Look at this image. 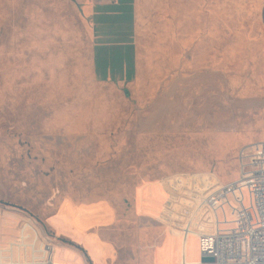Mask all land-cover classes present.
Here are the masks:
<instances>
[{
	"label": "rangeland",
	"instance_id": "374dc122",
	"mask_svg": "<svg viewBox=\"0 0 264 264\" xmlns=\"http://www.w3.org/2000/svg\"><path fill=\"white\" fill-rule=\"evenodd\" d=\"M126 1L110 15L122 32ZM93 2L0 0V212L24 214L29 248L53 264L57 251L208 264L205 198L264 140V0H185L184 51L168 42L165 3L141 0L134 52L101 48Z\"/></svg>",
	"mask_w": 264,
	"mask_h": 264
},
{
	"label": "built area",
	"instance_id": "2783aa9c",
	"mask_svg": "<svg viewBox=\"0 0 264 264\" xmlns=\"http://www.w3.org/2000/svg\"><path fill=\"white\" fill-rule=\"evenodd\" d=\"M238 165V177L217 185L205 198L204 203L211 210L213 218L211 229L202 231L198 237L202 262L264 264V140L241 147ZM247 199L249 205L246 204ZM220 211L224 214V220L220 217ZM230 218L234 219L235 225L222 227L224 224H232ZM28 222L33 226L36 223L35 219H28ZM37 239L38 245V236ZM29 247L28 244L24 247L28 251L23 260L7 255L2 257V264H53L49 258L40 260L38 254L41 255V251Z\"/></svg>",
	"mask_w": 264,
	"mask_h": 264
},
{
	"label": "crops",
	"instance_id": "0c3cea01",
	"mask_svg": "<svg viewBox=\"0 0 264 264\" xmlns=\"http://www.w3.org/2000/svg\"><path fill=\"white\" fill-rule=\"evenodd\" d=\"M119 2L120 0H94L92 4L91 12L93 14V21L96 22L95 26L98 29L97 35L99 44L101 45V48L105 50H109L114 46H119L120 48H128L133 52L138 51L140 47L139 43L141 41L139 33L141 24L140 18L144 15L143 5L146 2L143 3L141 0L126 1L127 3L125 4H132L131 6L134 8V21L128 20L124 22V25L129 26L130 29L129 31L123 32L120 29L123 22L121 23L119 21V23L113 25L110 17L115 11V7L113 6L117 3L119 4ZM162 2L166 5V32L168 35V42H172L173 44L176 43L178 51L180 50V42H183L181 48L182 51H184V36H180V29H183L184 31L186 2L185 0H162ZM131 26L133 27L132 31ZM121 33L127 35H122ZM79 217H81V215H69L70 219L68 220L78 221ZM26 218L27 217L24 214H21L18 211L5 210L0 212V264H2V257H7V255L13 258H21L23 260L27 257L24 250L25 245L28 244L30 247L34 245L36 241L35 234L31 229L29 230V228H27L25 221ZM54 224H56V221ZM36 225L37 224L35 223V226ZM37 229L40 230L38 226ZM37 236L39 237V235ZM2 250H4V252H2ZM63 253L60 254L59 258V253L57 251L56 264H58L59 259L62 260V264H66V259L71 261L72 264H87L86 260H84L82 255L78 252L71 251L69 254L65 252Z\"/></svg>",
	"mask_w": 264,
	"mask_h": 264
}]
</instances>
